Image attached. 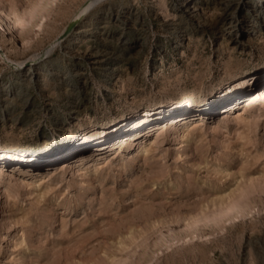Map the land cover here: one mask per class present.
Instances as JSON below:
<instances>
[{"label": "rangeland", "instance_id": "374dc122", "mask_svg": "<svg viewBox=\"0 0 264 264\" xmlns=\"http://www.w3.org/2000/svg\"><path fill=\"white\" fill-rule=\"evenodd\" d=\"M88 1L0 0L17 25L8 35L0 24V147L42 152L187 93L202 102L264 66L262 14L243 10L251 35L236 22L258 0H195L196 17L182 0H100L81 13ZM261 96L242 120L194 107L112 150L86 142L80 156V144L81 170L61 156L36 173H0V264H264Z\"/></svg>", "mask_w": 264, "mask_h": 264}, {"label": "bare ground", "instance_id": "6f19581e", "mask_svg": "<svg viewBox=\"0 0 264 264\" xmlns=\"http://www.w3.org/2000/svg\"><path fill=\"white\" fill-rule=\"evenodd\" d=\"M54 1L55 0H47L48 3H51ZM98 1L100 0H89L86 3L84 9L81 11V13L88 10ZM255 3L257 2L255 1ZM243 5L244 6H242L241 8L240 7L238 8L239 15L237 17L238 19L236 20V22H238L239 24L240 33L248 30L249 35H251L252 32L254 31V28H250V26L253 27V24L249 23L247 25L245 23V15L243 14V10H250L252 12L257 11L261 13L262 17L264 18V0H258L256 9L253 7L251 8L249 6V3L247 2H245ZM178 6L180 8V12L181 11L185 12L189 16L191 15L195 16L197 15L198 12L199 13L201 12L199 5L197 4L195 0H182V2L178 4ZM79 16H80V13L76 15L77 19L79 18ZM202 16H200V18ZM203 22L206 23L205 20ZM257 22H254V23H257ZM0 24H2L4 29L7 31L8 35H10L11 33L9 32H12L13 28L17 26L16 23H14L13 21L12 23H9V20H7L6 17L4 18L3 15L1 16V14H0ZM257 24L263 25L264 23L262 21L261 23L259 22ZM79 33H81V30L78 27V28H75L71 32L70 36L72 35L74 36L75 34L78 35ZM249 38L251 37L249 36ZM234 40L238 44L240 43L239 39H234ZM22 42H23L24 48H26L27 47L26 41L22 40ZM35 64L36 63L30 64V65L28 64L29 66L27 67L26 65L25 67L26 73L32 75L31 77H29L31 78L32 81H35L33 73L37 71ZM19 65L22 66L23 64L20 62ZM263 86H264V66L260 69H254L252 71L244 73L243 75L229 81L228 83L223 84L222 86L213 90L209 94V96L206 97V99H204V101L202 102L198 101L200 94L187 93L183 95L182 97H180L177 101H174L172 103L148 106V107L142 108L140 111H136L135 113L132 112L134 114L124 117L123 119H120L118 121L103 123L100 125H92L91 127H86L80 133L69 135L66 139L63 140L61 144H58L56 147L54 148L49 147L42 152H29L24 148L14 147V146L13 147H0V173L1 174L7 173L10 175V173L12 174L13 171H15L16 169H19V170L27 169L29 170V172L31 170V171H34V173H36L44 166L54 167L55 166L54 164H56L55 162L59 160L61 156H64V158H66L64 161L60 163L61 164L60 166L62 168H65V169L71 168L72 170H75V169L81 170L80 167L83 162L81 161V163H78V161L75 160L76 157L80 155L78 154V149L80 148L79 147L80 144L82 147V152L80 156L84 155L83 152H85L86 149L83 144L86 142L97 143L95 146L100 145L106 150L107 149L112 150L118 146L124 145L125 143L128 142V140H133L135 138V135H139L142 132H145V130L148 127H145L140 130V128L143 127V125L152 124L155 119L161 118L164 115L167 116V114L169 113L173 114L175 113V110L178 111V115H181L180 119H184L190 113L191 109H193L194 107L198 108L197 110L200 116L201 115H212L215 113L217 108H221L223 109V113L225 114L226 117L227 116L229 117L230 115H234L236 118L242 120L244 119L245 117L244 115L248 109H253V110L256 109L258 111L263 108V103L258 102V100L260 99V96L264 94ZM189 103H190L189 107L185 108L186 105ZM233 108L234 109L236 108V109L233 110ZM193 123L196 126V124L199 123L198 119L194 120ZM168 125H169V122L166 123L165 121L156 123L157 129L155 130V133L158 135L159 130H162L161 128H167ZM189 127L190 126H187V125H184L182 127V133H183L182 137L186 135L185 133ZM133 131H136V132H134V134H131V132ZM148 137L149 136L147 135L140 137L141 140L139 143V148H137L138 150L136 151L137 153L140 154L142 152L148 151L147 141L150 142ZM77 146L78 148H76ZM102 155H104V153L101 152V156ZM12 167H13V170L10 171ZM225 214H228V213H225ZM180 228L186 229V230L192 229V228L194 229V227L189 224L182 225L180 226ZM150 263L151 262H149V264Z\"/></svg>", "mask_w": 264, "mask_h": 264}]
</instances>
